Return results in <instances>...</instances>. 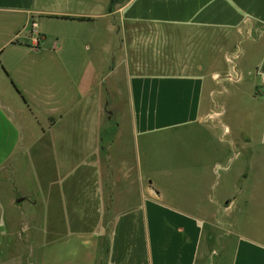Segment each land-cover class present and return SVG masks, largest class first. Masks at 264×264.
Wrapping results in <instances>:
<instances>
[{
	"label": "crops",
	"instance_id": "1",
	"mask_svg": "<svg viewBox=\"0 0 264 264\" xmlns=\"http://www.w3.org/2000/svg\"><path fill=\"white\" fill-rule=\"evenodd\" d=\"M47 149L62 173L47 249L74 244L93 264H264V230L233 214L240 193L264 210V0H0V180L14 188Z\"/></svg>",
	"mask_w": 264,
	"mask_h": 264
},
{
	"label": "rangeland",
	"instance_id": "2",
	"mask_svg": "<svg viewBox=\"0 0 264 264\" xmlns=\"http://www.w3.org/2000/svg\"><path fill=\"white\" fill-rule=\"evenodd\" d=\"M136 32L147 34L149 37L155 34V29L137 26ZM230 76L236 79L234 74ZM220 79H226V76L216 77V80ZM227 79L230 80L229 78ZM84 83L86 84L88 81H84ZM222 86L227 87L224 83H221L217 89L222 91ZM223 97L225 96L222 93L221 98ZM217 101L219 102V99ZM225 102L227 103V112L223 115L220 114V116L222 115V121L232 128V125L235 123L231 117L234 114V108L229 106V94L226 95ZM119 112L127 119L125 109L113 110V115L116 119L120 115ZM215 112H220V110L217 108ZM26 117L30 120L28 116ZM217 128L221 130L219 125ZM218 132L222 140H228L227 135L223 136V128ZM48 140L49 137L47 136L42 142L46 144V147L49 146ZM164 145L160 144L159 155L164 150V158L170 161L172 157L168 149L170 144ZM153 147V150H155L156 146ZM229 149L231 150L229 153L231 155L235 151L238 152V149L230 146ZM53 156H51L47 149L45 156H42L41 159L37 158L38 160L36 159L34 162H26V164L19 165L15 169L14 188L11 186V181L0 180V264H93L92 259L88 262L85 259L80 260L79 257H84L86 254L85 250L80 247L77 250L74 244L69 245L68 249L63 246L60 249V242L58 240V242L52 243V249H47V226H51L57 230L62 229L60 218L57 215H55L57 218L54 216L53 220L47 221V195L49 192L56 194L54 189L49 188V183L54 185L62 175L56 166ZM40 162H42V165H46L45 170L42 169ZM228 165L234 168L236 161L232 160ZM173 176L171 172L167 171L165 174H159L158 179L161 185L162 183L169 185L172 183ZM165 189L168 193L171 192L170 187L165 186ZM249 191L243 190V193L247 192L249 195ZM242 196L243 194L240 193L236 200L237 204L233 206V214L238 215L239 221L241 220L244 224L252 226L254 223L264 230V210H256L257 206L253 204H244L247 200H244V196ZM34 201H36L35 204H33ZM222 207H216L217 209L214 210L215 214H218L217 219H219V213L221 212L219 209ZM57 208V204L53 203V206H51L52 212H55ZM222 218L220 220H223Z\"/></svg>",
	"mask_w": 264,
	"mask_h": 264
},
{
	"label": "built area",
	"instance_id": "3",
	"mask_svg": "<svg viewBox=\"0 0 264 264\" xmlns=\"http://www.w3.org/2000/svg\"><path fill=\"white\" fill-rule=\"evenodd\" d=\"M236 58H237V56L234 55V56H231V57H229V58L227 59V61H228L229 63H231L232 66H233V72H234V74H235V66H234V63H235ZM226 78H229L230 80L233 79L230 75L226 76ZM233 80L236 81L237 78H236V79H233Z\"/></svg>",
	"mask_w": 264,
	"mask_h": 264
},
{
	"label": "trees",
	"instance_id": "4",
	"mask_svg": "<svg viewBox=\"0 0 264 264\" xmlns=\"http://www.w3.org/2000/svg\"><path fill=\"white\" fill-rule=\"evenodd\" d=\"M79 21H84L83 19L79 20Z\"/></svg>",
	"mask_w": 264,
	"mask_h": 264
}]
</instances>
